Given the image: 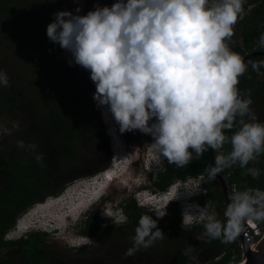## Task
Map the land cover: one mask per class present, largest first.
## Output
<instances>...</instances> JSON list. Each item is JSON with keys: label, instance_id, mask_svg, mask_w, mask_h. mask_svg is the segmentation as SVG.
I'll list each match as a JSON object with an SVG mask.
<instances>
[{"label": "clouds", "instance_id": "obj_1", "mask_svg": "<svg viewBox=\"0 0 264 264\" xmlns=\"http://www.w3.org/2000/svg\"><path fill=\"white\" fill-rule=\"evenodd\" d=\"M243 2L113 0L110 6L97 2L84 15L80 14V7L74 12L53 13L54 19L47 25L46 35L50 42L71 54L70 65L74 63L89 71L95 85L93 100L102 110L105 122L111 120L109 135L114 145V159H118L117 151L125 146L121 133L137 130L152 137L150 147L155 154L178 167L189 164L193 154L199 159L209 149L219 153L208 169L209 180H215L225 168L237 164L245 168L264 153V123L257 120L250 107V93L243 97L238 88L239 77L245 74L248 64L226 43L234 35L238 20L243 19ZM259 44L264 47V34L260 35ZM249 63L258 76L264 75L260 71L264 60ZM8 85L7 74L0 70V86ZM234 128L236 130L232 131ZM228 131H232L230 136L226 134ZM17 143L19 147L24 146L22 141ZM225 143L231 146L227 154L220 151ZM41 159L42 156H37L38 161ZM121 159L125 160V156ZM161 162L155 167L151 164L152 168L144 164L149 184L150 176L161 169ZM115 163L111 162L90 178L109 172ZM247 171L253 179H259L260 169L248 168ZM188 179L196 184L194 191L199 190L188 199L192 201L204 189L197 177ZM137 187L139 190L132 196L137 202L141 188L145 189L142 192H147V200L150 199L148 194H157L149 185L140 183ZM79 193L75 192L72 197ZM103 195L104 192L96 199ZM182 199L167 198L162 209L174 202L182 209ZM192 202L201 211L209 208ZM104 203L98 211L100 219L118 225V217L125 215L124 201ZM77 207L72 209L71 215L80 214L84 208ZM150 209L157 215L154 211L157 208ZM26 215L17 222L23 220L30 225L35 216ZM201 215L205 217L204 235L230 243L241 234L245 223L264 221V190L234 191L224 211V222L207 210ZM163 235L157 220L141 216L125 257L149 248ZM74 238L81 242L74 244L69 239L67 243L90 245L94 237L82 232Z\"/></svg>", "mask_w": 264, "mask_h": 264}, {"label": "rangeland", "instance_id": "obj_2", "mask_svg": "<svg viewBox=\"0 0 264 264\" xmlns=\"http://www.w3.org/2000/svg\"><path fill=\"white\" fill-rule=\"evenodd\" d=\"M97 2L110 6L113 0H79V3H73V0H48L47 6L38 9L35 2H31L28 11H23L36 15L34 19L33 17L30 19V25L27 26H24L17 13L9 21H3L7 18V14L4 13L6 10L22 12L21 7L18 6L19 3L14 4L12 8L0 9V70L7 74L9 80L7 87L14 89L17 85L18 88L15 91H23L25 95L36 97L43 105H46L61 136L58 153L62 165L53 176L52 186L58 187L63 182H67L65 189L59 194L61 196L47 193L42 199L31 201L23 213V215L27 213L26 217H32L35 210H41L42 207L54 204L51 211L48 209L50 213L53 212V217H48L47 211L35 213L37 216L32 221L33 226L22 232H17L15 228L18 223L24 224L23 220L16 221L6 237L16 239L32 230L49 232L50 235L47 236L50 248L48 264H169L175 257V245L183 236L175 237L173 240L163 236L157 239L152 246L141 249L133 256L125 257L124 254L131 247L130 237L135 235V228L140 217L150 216L152 212L150 208H157L154 210L157 215L151 214L160 219L165 210L162 208L167 197L175 198L178 195L179 199L183 198L182 206L186 212L190 211L198 217L202 216V211L196 209L194 203L188 200L192 194L199 192V190L194 191L195 183L191 181L184 183L183 188L177 183L168 194L157 193L156 196L148 194L149 200L145 197L147 192H142L145 189L141 188V193L137 196L140 199L138 203L150 208L147 207L142 210V213L134 214L132 220H128L125 211L124 216L118 217V225L105 242L100 243L93 238L90 245L72 246L67 243L69 239L74 244L81 242L74 236L83 232L85 227L83 220L88 212H98L106 201L130 202L133 194L139 190L137 185L140 183L149 185L148 175L143 169L144 164L152 168L151 164L155 167L163 160L150 147L152 137L138 130L121 133L125 146L122 151H117L118 159H114L115 150L112 149L114 145L109 135L111 134L109 130L111 120L108 123L105 122L102 110L97 108L93 100L95 85L90 79L89 71L74 63L70 65L71 54L61 49L58 44L50 42L47 35L43 38L37 33L34 34L33 30L42 32L47 29V25L54 19L53 13L62 10L74 12L75 8L80 7L82 9L80 14L84 15L92 10ZM239 31L240 29L235 25L234 35L226 43L238 41ZM2 88L4 86H0V95ZM4 103L7 108L0 105V174L5 164L7 147L13 142L12 132L15 129L13 125L15 120L13 122L12 119L20 118L23 121V116L18 111L9 107L6 101ZM79 106L83 107V114L79 111ZM2 129L9 131L5 133ZM70 135H74L73 142L70 141ZM123 156L126 160L123 176L120 175L113 180L107 193H104L89 207L85 206L80 214L70 215L72 209L79 207L85 195L82 193L83 190L86 188L93 191L95 186L93 183L101 178L99 175L92 179L89 174H93L109 161L110 163L117 162ZM153 156H155L154 159H152ZM214 183L216 188L220 189L218 183L216 181ZM75 192L80 193L72 197ZM59 202H68L71 207L63 208V204L61 206ZM171 207L174 208L173 204ZM207 207L211 208L212 213L217 216L211 203H208ZM181 216L182 222L185 223L182 210ZM55 228L58 229L53 230ZM200 236L199 233H195V238ZM209 254L210 251L207 249L199 253L197 260L201 261ZM244 258L242 254L241 261Z\"/></svg>", "mask_w": 264, "mask_h": 264}, {"label": "trees", "instance_id": "obj_3", "mask_svg": "<svg viewBox=\"0 0 264 264\" xmlns=\"http://www.w3.org/2000/svg\"><path fill=\"white\" fill-rule=\"evenodd\" d=\"M31 2H35L37 9L47 6L48 0H0V9L12 8L14 4L19 3L22 12L16 10H6L7 18L3 21H9L17 13L22 19L24 26L30 25L29 21L35 15L34 13H24L28 11ZM42 2V3H41ZM243 19L238 20L237 26L240 29V39L228 44L231 51L238 53L244 58L248 53L255 50L264 51V47L259 44V37L264 34V0H245L243 3ZM24 10V11H23ZM38 29V28H37ZM42 30V29H39ZM34 34L43 38L46 37V29ZM264 60V54H259L247 58L245 63L248 69L244 75L239 77L238 88L243 97L250 93L252 100L251 109L255 113L257 120L264 123V75L258 76L251 68L249 61ZM264 73V67L260 69ZM11 85V84H10ZM9 86V85H8ZM11 87H13L11 85ZM9 87L2 88L0 95V105L7 108L4 103L18 111L22 117L12 119L15 122V129L12 132L13 142L7 147V154L2 173L0 174V264H48L50 248L47 240L49 232L41 230H32L19 238L8 239L6 236L12 227L27 210L28 204L34 199L40 200L47 193L59 195L66 187L67 182H63L58 187H53V176L62 165L59 159L58 143L61 138L59 130L53 122L46 105L42 104L38 98L25 95L23 91ZM82 113V106H79ZM83 114V113H82ZM10 116V115H9ZM11 117V116H10ZM248 118L245 117V120ZM234 128L232 131H235ZM232 131L226 134L231 135ZM75 136H78L75 134ZM74 135H70V141L73 142ZM69 140V139H68ZM18 141L23 142V147L18 146ZM34 145L32 148L30 146ZM230 144L225 143L220 150L227 154L230 151ZM215 156L219 153L214 152ZM37 156H42L40 161ZM110 161L97 172L110 166ZM212 166L210 149L205 151L204 155L197 159L193 154V159L189 164L178 167L174 163L163 160L162 167L153 176H150L149 188L153 192H165L177 181L187 180L190 177L203 175L204 192L192 198V201L207 205L211 203L217 219L224 222L226 218L224 211L227 203L222 189H217L214 181L209 180L208 169ZM248 168L260 169L259 179H253L248 174ZM223 176L229 173L231 180L239 184L240 191L246 189L264 190V153L260 154L256 160L251 161L245 168L234 165L225 168L220 172ZM128 220H132L134 214L142 213L147 208L140 205L135 199L130 202H124ZM173 204L174 208L171 207ZM168 205L163 216L157 219L151 212L149 215L157 220V227L164 233V237L173 240L175 237H181L175 245V257L169 264H239L242 259V247L237 239L230 243H223L221 239H212L204 235L203 220L194 224H185L182 222L181 209L178 203L174 202ZM175 210V212H173ZM83 232L92 235L98 242H105L113 234L116 224L107 223L100 219L97 211L88 212L83 220ZM264 229V221H260ZM195 233L201 236L195 238ZM209 249L210 254L198 261L199 253Z\"/></svg>", "mask_w": 264, "mask_h": 264}, {"label": "built area", "instance_id": "obj_4", "mask_svg": "<svg viewBox=\"0 0 264 264\" xmlns=\"http://www.w3.org/2000/svg\"><path fill=\"white\" fill-rule=\"evenodd\" d=\"M223 178L226 181L228 187V195L230 200V197L234 191H240L239 184L237 181L231 180V176L229 173L224 174ZM197 179H199L200 182L203 181V175H199ZM189 181L191 180L187 179V180L177 181L175 184L170 186L168 190L164 192V194L170 193L171 188L175 186L177 183L181 184V188H183L184 187L183 184ZM167 198L171 199L172 197H167ZM179 198L180 197L176 195V197L175 198L173 197L172 199H179ZM181 210L183 211V215H184L183 221L185 222V224H194L202 219H205L203 215L201 217H198L197 214H194V212L192 213L190 211L186 212V210H184V207H182ZM204 210H207V212L212 213L211 208L202 209V212ZM263 236H264L263 226L261 225L260 221H257L253 223H245L243 231L236 239L239 241L241 246L243 243H245L249 249H254L259 244ZM242 254L245 256L243 250H242Z\"/></svg>", "mask_w": 264, "mask_h": 264}, {"label": "water", "instance_id": "obj_5", "mask_svg": "<svg viewBox=\"0 0 264 264\" xmlns=\"http://www.w3.org/2000/svg\"><path fill=\"white\" fill-rule=\"evenodd\" d=\"M259 54H264V51L255 50L252 53H248L243 59L244 61H246L247 58L251 56L259 55ZM210 157H211V163L213 166L215 154H214V151H212L211 149H210ZM216 178L219 180L218 185L224 192L226 203L228 205L230 200H229L228 187H227L226 181L224 180L221 173H219L216 176ZM241 247L245 254V258L239 264H264V236L262 237L261 241L254 249H249L245 243H243Z\"/></svg>", "mask_w": 264, "mask_h": 264}, {"label": "bare ground", "instance_id": "obj_6", "mask_svg": "<svg viewBox=\"0 0 264 264\" xmlns=\"http://www.w3.org/2000/svg\"><path fill=\"white\" fill-rule=\"evenodd\" d=\"M124 171H123V169L121 170V172L119 173V175H118V177L120 176V175H122V173H123ZM125 173V172H124ZM123 173V174H124ZM123 176V175H122ZM121 176V177H122ZM117 177V178H118ZM106 178H108V177H105L103 180H106ZM120 180V179H119ZM95 185V186H94ZM111 185V183H105L104 181H103V183H101V182H94L93 183V191L91 190H87L86 188H85V190H83V194H85L84 196H83V198H82V201L79 203V207L78 208H83V207H85L90 201H92L93 199H95V198H97V196L99 195V193L100 192H104V193H107L106 191L109 189V186ZM87 193V194H86ZM96 200H98V199H96ZM93 202H95V201H92L91 203H89L87 206L89 207ZM60 203V205L62 206V204H63V208H66V209H69V207H71L69 204H68V202H65V203H61V202H59ZM59 203H58V205H59ZM68 204V205H67ZM53 207H54V204H50V205H48L47 207H42V209L41 210H35L36 212H34L33 213V216H37V215H35V213H39V212H44V211H47V215H48V217H53V212L52 213H50V211L53 209ZM87 207V208H88ZM50 211H49V210ZM85 209V208H84ZM65 210V209H64ZM68 211V210H67ZM71 215V214H70ZM32 218V217H31ZM57 218H55V220H56ZM36 222V221H35ZM33 226V222H31V224L30 225H27V224H16V230H17V232H22V231H24V230H26V229H28V228H30V227H32Z\"/></svg>", "mask_w": 264, "mask_h": 264}]
</instances>
